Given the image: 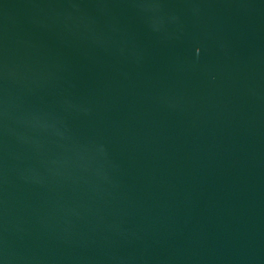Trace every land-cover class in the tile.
Instances as JSON below:
<instances>
[{
	"label": "water",
	"instance_id": "water-1",
	"mask_svg": "<svg viewBox=\"0 0 264 264\" xmlns=\"http://www.w3.org/2000/svg\"><path fill=\"white\" fill-rule=\"evenodd\" d=\"M0 264H264V0H0Z\"/></svg>",
	"mask_w": 264,
	"mask_h": 264
}]
</instances>
